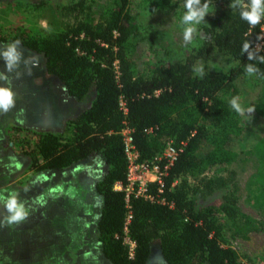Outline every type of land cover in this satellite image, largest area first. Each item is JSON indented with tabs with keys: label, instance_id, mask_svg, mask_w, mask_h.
Listing matches in <instances>:
<instances>
[{
	"label": "trees",
	"instance_id": "obj_1",
	"mask_svg": "<svg viewBox=\"0 0 264 264\" xmlns=\"http://www.w3.org/2000/svg\"><path fill=\"white\" fill-rule=\"evenodd\" d=\"M91 1L63 5L62 14L72 22L65 19L64 29L53 36L0 37L1 43L18 40L41 54L46 72L62 83L67 95L87 103L72 119L70 140L52 131L35 133L31 168L58 170L92 156L101 160L94 187L99 197L96 241L108 264H145L156 241L165 264H244L224 244L223 231L246 237L264 231V222L237 207L235 188L217 204H198L197 196L228 189L235 181L230 165L241 155L264 148V19L250 26L240 18L239 7L229 8L234 0H209L215 14H206L199 24L203 39L196 51L158 62L145 72L136 70L132 58L142 35L130 0H111L108 12L97 17L92 15ZM146 1L168 2L186 11L185 0ZM246 42L250 49L243 52ZM213 51L225 56L227 67L211 64ZM249 53L254 59L249 60ZM247 65L257 70L247 73ZM246 75L258 78L261 86L247 106H254L255 112L240 115L231 100L238 92L236 80ZM124 125L132 128L142 160L159 156L167 144L178 150L165 169L166 161H160L164 173L158 196L163 202L130 198L127 234L135 243L132 256L124 242V192L113 188L116 181L126 179L120 134ZM257 178L264 195V170ZM148 190L157 194L156 183H150Z\"/></svg>",
	"mask_w": 264,
	"mask_h": 264
},
{
	"label": "rangeland",
	"instance_id": "obj_2",
	"mask_svg": "<svg viewBox=\"0 0 264 264\" xmlns=\"http://www.w3.org/2000/svg\"><path fill=\"white\" fill-rule=\"evenodd\" d=\"M72 1L0 0V37L8 38L16 33L36 38L53 36L64 29L65 19L72 22L61 10ZM90 3L95 17L107 13L111 7V0ZM130 11L142 35L132 55L136 70L149 72L158 62L182 59L195 52L203 39L197 25L192 41H184L181 18L185 10L168 2L130 0ZM7 44L0 42V50ZM19 50L24 58L37 57L39 63L31 68V75L23 62L18 78L15 73L9 74L18 97L11 111L0 114V189L19 193L30 214L19 225L0 226V264H108L96 241L99 197L94 187L102 170L101 160L92 156L64 169L40 172L30 166L29 152L35 133L52 131L62 140H70L74 129L72 119L87 103L67 95L62 83L46 72L41 54L22 45ZM211 59V64L218 68L229 64L225 56L214 51ZM4 71V61L0 58V72ZM235 84L237 102L242 107L252 104L261 81L246 75ZM230 169L235 171L234 184L204 197L197 196V203L217 204L223 194L235 188L237 207L264 222V195L257 178L264 170V148L251 155H241ZM6 215L0 205V219ZM222 240L237 252L244 264H264V231L242 237L224 229ZM145 264H165L157 241L152 244Z\"/></svg>",
	"mask_w": 264,
	"mask_h": 264
},
{
	"label": "clouds",
	"instance_id": "obj_3",
	"mask_svg": "<svg viewBox=\"0 0 264 264\" xmlns=\"http://www.w3.org/2000/svg\"><path fill=\"white\" fill-rule=\"evenodd\" d=\"M239 7L240 18L246 21L250 26L255 27L260 24L264 19V0H234L229 4V8L235 10ZM184 12L181 22L184 25L183 38L185 42L192 41L193 33L197 32V25L205 21L206 14H215V6L211 5L209 0H205L201 4V0H185ZM20 41L7 44L6 47L0 50V58L4 61L5 71L0 72V114H7L16 106L18 93L14 90L13 84L10 80L9 74L15 73L18 78L21 73L19 72L21 63L23 62L24 68L28 75H31V68L38 66L39 60L37 57L24 58L23 53L19 50ZM250 44L245 43L242 51L248 52ZM249 60L254 59L253 54L249 53ZM264 63V58H261ZM252 65L246 66V72L252 73L256 71ZM199 74L203 75V68L199 70ZM231 107L240 115L245 112L252 114L255 112V107L244 108L237 102V98L231 100ZM7 192V195L4 193ZM0 205L3 206L7 213L0 219V226L19 225L26 221L29 217V209L26 207L24 200L20 198L19 193L16 191H8L7 189H0Z\"/></svg>",
	"mask_w": 264,
	"mask_h": 264
},
{
	"label": "built area",
	"instance_id": "obj_4",
	"mask_svg": "<svg viewBox=\"0 0 264 264\" xmlns=\"http://www.w3.org/2000/svg\"><path fill=\"white\" fill-rule=\"evenodd\" d=\"M150 130L151 129H148L147 131ZM120 134L123 150L127 158V173L125 181H116L113 184V188L124 192V201L127 208L123 228L124 242L128 245L129 255L132 256L135 243L127 234V225L131 218L130 198L142 197L150 202H163V198H160L158 194L162 192L163 182L161 177L164 172L158 160L164 159L166 161L164 165L165 169L176 158L178 150L171 144H167L159 156L142 160L133 143L132 128L128 125H124L120 130ZM150 183H156L157 194L149 192L148 187Z\"/></svg>",
	"mask_w": 264,
	"mask_h": 264
},
{
	"label": "crops",
	"instance_id": "obj_5",
	"mask_svg": "<svg viewBox=\"0 0 264 264\" xmlns=\"http://www.w3.org/2000/svg\"><path fill=\"white\" fill-rule=\"evenodd\" d=\"M150 254H151V252H150ZM150 256V255H149ZM149 258V257H148ZM148 260V259H147ZM147 263V262H146Z\"/></svg>",
	"mask_w": 264,
	"mask_h": 264
}]
</instances>
